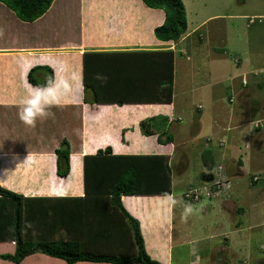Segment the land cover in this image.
<instances>
[{
  "label": "crops",
  "instance_id": "crops-1",
  "mask_svg": "<svg viewBox=\"0 0 264 264\" xmlns=\"http://www.w3.org/2000/svg\"><path fill=\"white\" fill-rule=\"evenodd\" d=\"M183 1L188 29L178 42H162L155 37V28L165 21L163 10L148 8L142 0H123L120 3L123 6H117V11L109 12L107 9L102 20V30L106 34L104 43L88 38L90 21H86L85 14L81 18L82 40L75 39V32L69 38H60L57 23L51 21L56 18H51L54 12L59 14L54 9L58 0L33 23L22 22L0 3V184L28 198H82L85 196V156L95 155L107 147L112 148L114 155L168 156L172 194L124 196L123 205L140 223L148 254L161 264H220L218 254L233 244L229 241L232 240L231 235L235 240L239 233L253 228H244L243 221L237 217L251 216L259 204L264 205L263 198L258 197L259 190L264 191V116H261L264 103L261 104L262 111L255 114L244 110L245 115L239 121H234L236 110L224 106L226 97L232 105L236 97L253 94L254 88L258 90L264 84V49L254 53L250 51L248 40L251 31L242 34L240 39L229 37L225 26L211 27L216 26L214 22L226 21L225 18L231 15L220 12L201 17L199 12L191 11L195 10L192 1ZM81 3L86 8L89 5L86 0H81ZM119 3L111 2L112 5ZM210 22L214 25H210L205 34L201 30ZM250 24L254 23L250 21ZM247 26L253 29L249 24ZM8 32L13 34L10 40H6ZM63 32L66 33L67 29ZM49 34L53 38H48ZM194 35H197L199 44L195 42ZM241 41L249 45V54L242 52L247 44H241ZM87 50L173 51L174 98L178 71L185 75V80L182 79L185 84L187 74L191 75L185 95L192 96L187 97L182 105L188 109L182 111L184 117H177L179 110L173 104L174 100L172 104L122 107L85 103L83 53ZM228 51L244 56L236 55L230 60ZM35 67L53 70L51 87L40 88L29 82V72ZM47 75L45 69L36 74L39 81H44ZM194 99L198 108L191 105ZM28 100L36 109L49 115L38 116L34 125L22 121L21 109ZM159 115L170 119L168 130L174 137L171 144L162 145L157 135L145 136L139 128L142 120ZM185 120L187 124H183ZM197 126L201 129L193 131ZM232 132L234 137L230 141ZM194 138L204 142V149L197 154V175L188 179ZM64 140L69 142L71 154L69 175L62 178L57 174L56 150ZM209 146L212 149H208ZM228 146H231L230 156L226 149ZM220 166L224 168L220 177L230 182L229 188L223 187L218 197L204 199L202 202L207 204L200 202L198 208H194L196 203L183 199V193L192 186L205 187L217 180L219 176L212 173L215 169L219 171ZM247 177L251 187L244 188L243 179ZM255 177H260V180H254ZM255 186L259 188L253 189ZM180 188L182 190L177 195L175 190ZM236 212L237 217L234 218ZM193 215L200 218L199 230L195 227L196 220L191 219ZM62 236L64 232L57 235L59 238ZM86 242L88 247L94 248L91 239ZM0 246H7L0 255L15 252L14 243H0ZM21 264L66 262L35 254Z\"/></svg>",
  "mask_w": 264,
  "mask_h": 264
},
{
  "label": "trees",
  "instance_id": "trees-1",
  "mask_svg": "<svg viewBox=\"0 0 264 264\" xmlns=\"http://www.w3.org/2000/svg\"><path fill=\"white\" fill-rule=\"evenodd\" d=\"M57 0H0L22 22L42 18ZM90 41L105 42L101 18L94 14L104 6L86 0ZM99 1V2H98ZM105 1V0H101ZM151 9L165 12V21L154 30L157 40L178 42L188 29L183 0H142ZM100 18V20H97ZM97 25V26H96ZM96 30L101 32L98 34ZM45 69L44 81L37 72ZM175 53L171 50L90 51L83 53L85 103L91 105L172 104ZM29 82L51 87L54 72L35 67ZM90 96V98H89ZM168 116L140 122L145 136H158L162 145L174 142ZM70 144L64 140L56 150L57 174L70 172ZM85 196L82 198H28L0 184V243H14L15 252L1 254L2 261L21 264L27 257L43 254L66 264H161L147 252L140 223L125 209L124 196L172 194L169 157L163 155H114L112 148L85 156ZM64 232V236L57 237ZM91 239L94 248L88 247ZM102 242V243H101Z\"/></svg>",
  "mask_w": 264,
  "mask_h": 264
},
{
  "label": "rangeland",
  "instance_id": "rangeland-1",
  "mask_svg": "<svg viewBox=\"0 0 264 264\" xmlns=\"http://www.w3.org/2000/svg\"><path fill=\"white\" fill-rule=\"evenodd\" d=\"M112 1H116L119 3L120 0H105V1H101L104 3V6L102 7L101 11H97L94 16L95 18L100 17L101 18V25H102V20L104 18V16L106 17L107 14V9L109 10V12L112 11H117V6H123L121 1L119 3V5H112L111 2ZM190 2L192 1L193 6L195 7L194 9L196 10H191L193 12H199L198 15H200L201 17L204 16H208V15H212L215 13H223L225 15H231L232 17H227L225 18V20H219L214 22V24H216V26H211V27H217L218 24L223 27L225 26V28L228 29V33H229V37L231 36H235L236 38H241L242 34H246L249 33L250 31V37L248 40V44L250 45V51L251 52H255L258 51L260 52L261 50L264 49V0H189ZM99 2V1H98ZM55 4V3H54ZM58 6H56L57 11L58 12H54V14H52L51 18H55L53 21V23H57V28H58V32L60 34V38H69L71 33L75 32V39L79 38L82 40L81 37V28L83 27V24L81 23V18L82 16H86V5H84L83 3H81V0H58V2L56 3ZM109 4V5H108ZM53 9V8H52ZM59 9V10H58ZM87 9V8H86ZM190 9V8H189ZM115 13V12H114ZM192 17L193 16V13ZM100 18H98L97 20H100ZM107 20V19H106ZM50 21V22H51ZM86 21L88 22V19L86 18ZM250 21H252V23L254 24H250ZM211 23V22H210ZM213 23L211 24H207L205 25L201 31H203L205 34L206 32L210 29V25H214ZM252 26L253 29H248V25ZM54 25V24H53ZM97 26V25H96ZM88 27V26H87ZM56 28V29H57ZM244 28H246V31L244 30ZM6 29V28H5ZM67 29V32L64 33L63 31ZM90 30V29H89ZM84 31V30H83ZM82 31V32H83ZM98 31L97 33L99 34L101 31L100 30H96ZM6 33V32H5ZM10 35L12 36L13 34L9 33L6 34V40H10ZM50 35V34H49ZM49 35H47L48 38H53L51 35L49 37ZM105 32L102 31V37H105ZM67 36V37H66ZM195 39V42L197 44H199L197 35L193 36ZM234 38V37H233ZM97 41H99V38H95ZM115 43H118L117 41H114ZM241 44H247V42H240ZM119 44V43H118ZM229 44V42H228ZM226 44V45H228ZM246 45V47H244L242 52L247 51V53L249 54V45ZM225 45V46H226ZM235 46V45H234ZM241 48V46L238 47V50ZM208 52H210V50H208ZM228 53H230L229 59H234L236 57V55L238 57L243 58V55H239V53L235 52H231L228 51ZM252 53V54H253ZM233 69H236V66L233 65V63H231ZM184 74L182 75L180 71H178V73L176 74V86H175V97L174 98V105L175 107L179 110V113L177 114V117H184L182 116V111L183 110H188L187 108H182V105H184V101L185 99H187V95H185V90L186 85L189 84V79L191 78L190 74H187L186 77V84L185 82H183V78H184ZM185 80V78H184ZM264 84L260 87V89L253 91V94H247V95H241L235 98V102L234 104L230 105V102L228 101V97H226L225 99V108L227 109H231L234 108L236 110V114H235V118L234 121H239L241 119V117H243V115H245L244 110H248V111H252L254 112H260L262 111V105L264 103V89H263ZM247 93V92H246ZM192 96L191 94L189 95V97ZM188 97V99H189ZM90 98V96H89ZM197 98V97H196ZM231 100V99H230ZM197 100L194 99V101L191 103V105H193V108H198V104H196ZM205 111V108H204ZM264 112V111H263ZM260 116V115H259ZM262 117L264 116L261 115ZM247 117V116H246ZM186 118V117H185ZM194 120H198V118H195ZM183 124H187V120H185L183 122ZM182 128V127H181ZM201 129L200 126H197L196 128L193 129V131L199 130ZM207 130V129H206ZM231 132V131H230ZM229 132V133H230ZM233 132L231 133V139L229 138L230 141L233 140ZM195 143L191 146V156H190V161H191V167L189 169L187 178H192L194 176L197 175V161H198V151L202 150L203 147V141L198 139V138H194ZM208 139H206L207 141ZM228 140V138H227ZM208 149H212V146H209ZM228 150L229 156L232 154L231 151V146H228L226 148ZM244 149V147H243ZM219 150L217 151V158H220V154H218ZM236 152V150L234 151ZM244 152H242L243 154ZM221 167V172L224 169L223 166ZM220 169V168H218ZM217 169H215L214 171H216ZM214 173V172H213ZM260 180V177L258 178V181ZM227 185H229V183H227ZM243 186L244 188L249 186L251 187V182L249 177L244 178L243 179ZM227 188H229L228 186H225ZM259 187H254L253 189H258ZM182 189L180 188L179 190H175V193L178 195L179 191H181ZM258 197L261 199L263 198L264 200V191H260L259 190V194ZM203 203L202 205H206V201L201 202ZM201 203H196L194 204V208H198L200 207ZM190 204V203H189ZM229 212V211H228ZM227 212V216H229L230 213ZM198 215V214H197ZM200 217V215H199ZM233 217L236 218L237 217V212L235 214H233ZM198 216L193 215L192 216V220L195 221L197 224H195V227L199 230L201 228L200 225V218H198ZM214 216H213V220H214ZM212 218H210V221ZM238 220L243 221L244 228H249V227H253L251 229H249L248 231H243L242 233H239V235L236 237L235 236V240L233 235H231L232 240L231 243H233L228 250L224 249V253L222 252V254L219 255V260H220V264H225L226 262L229 263L230 261L233 264H264V205L259 204L253 211L251 216L245 217V216H241L239 215L237 217ZM219 220V219H218ZM217 220V221H218ZM208 227V226H206ZM205 228V225L203 226V229ZM230 237V235H229ZM230 237V238H231ZM234 240V242H233ZM213 243V242H212ZM230 243V244H231ZM243 244V246H242ZM223 245H225V243L223 242ZM7 248V246H5ZM242 247V248H241ZM6 248H2L0 246V252L2 251H6ZM178 252V250H177ZM182 252H180L181 254ZM235 255V256H234ZM204 261H206V253L204 254ZM217 257V256H216ZM218 258V257H217ZM5 262H3L0 258V264H4ZM219 264V263H218Z\"/></svg>",
  "mask_w": 264,
  "mask_h": 264
},
{
  "label": "built area",
  "instance_id": "built-area-1",
  "mask_svg": "<svg viewBox=\"0 0 264 264\" xmlns=\"http://www.w3.org/2000/svg\"><path fill=\"white\" fill-rule=\"evenodd\" d=\"M213 172V175L216 173V175L219 176L217 180H214L211 184H209V186L205 187L192 186L183 193V199L190 203H200L204 199L210 200L218 197L221 194L223 187L228 186L227 183L230 182L226 179H222L223 177H220L221 168L219 169V171ZM254 180H258V178L255 177ZM228 187H230V185Z\"/></svg>",
  "mask_w": 264,
  "mask_h": 264
},
{
  "label": "clouds",
  "instance_id": "clouds-1",
  "mask_svg": "<svg viewBox=\"0 0 264 264\" xmlns=\"http://www.w3.org/2000/svg\"><path fill=\"white\" fill-rule=\"evenodd\" d=\"M49 115L47 112L40 111L35 108L31 100L25 101L21 109L20 119L27 124L34 125L38 116Z\"/></svg>",
  "mask_w": 264,
  "mask_h": 264
}]
</instances>
